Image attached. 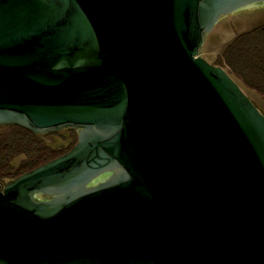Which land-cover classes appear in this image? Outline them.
<instances>
[{
	"label": "water",
	"instance_id": "95a60500",
	"mask_svg": "<svg viewBox=\"0 0 264 264\" xmlns=\"http://www.w3.org/2000/svg\"><path fill=\"white\" fill-rule=\"evenodd\" d=\"M264 0H0V126L78 131L0 187V264H264V113L202 58Z\"/></svg>",
	"mask_w": 264,
	"mask_h": 264
},
{
	"label": "trees",
	"instance_id": "16d2710c",
	"mask_svg": "<svg viewBox=\"0 0 264 264\" xmlns=\"http://www.w3.org/2000/svg\"><path fill=\"white\" fill-rule=\"evenodd\" d=\"M215 66L264 100V25L239 35ZM77 141L74 130L35 134L19 126H0V187L62 157Z\"/></svg>",
	"mask_w": 264,
	"mask_h": 264
},
{
	"label": "rangeland",
	"instance_id": "374dc122",
	"mask_svg": "<svg viewBox=\"0 0 264 264\" xmlns=\"http://www.w3.org/2000/svg\"><path fill=\"white\" fill-rule=\"evenodd\" d=\"M262 25H264V6L246 9L224 18L207 36L202 51V58L209 64L216 65L225 50L239 35L252 31ZM237 85L259 110L264 113V100L262 96L244 88L240 84Z\"/></svg>",
	"mask_w": 264,
	"mask_h": 264
},
{
	"label": "flooded vegetation",
	"instance_id": "af4514ba",
	"mask_svg": "<svg viewBox=\"0 0 264 264\" xmlns=\"http://www.w3.org/2000/svg\"><path fill=\"white\" fill-rule=\"evenodd\" d=\"M260 7V6H259ZM254 8H257V7H254ZM242 11H244V10H242ZM241 12V11H240ZM238 13V12H237ZM236 14V13H235ZM231 16V15H230ZM220 23V22H219ZM263 26V25H262ZM67 130H74V131H76L77 132V135H78V131L77 130H75V129H73V128H66V129H63L62 131H59V132H63V131H67ZM59 132H57V133H59ZM55 133V132H54ZM77 143H78V141H77ZM77 145V144H76ZM70 152V151H69ZM68 152V153H69ZM66 155V154H65ZM64 156V155H63Z\"/></svg>",
	"mask_w": 264,
	"mask_h": 264
}]
</instances>
